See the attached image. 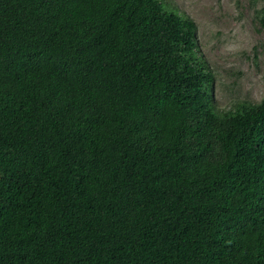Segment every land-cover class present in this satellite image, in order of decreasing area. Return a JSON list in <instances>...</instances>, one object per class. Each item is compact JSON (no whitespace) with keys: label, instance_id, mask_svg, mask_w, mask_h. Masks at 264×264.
<instances>
[{"label":"trees","instance_id":"trees-1","mask_svg":"<svg viewBox=\"0 0 264 264\" xmlns=\"http://www.w3.org/2000/svg\"><path fill=\"white\" fill-rule=\"evenodd\" d=\"M196 31L0 0V264H264V94L218 108Z\"/></svg>","mask_w":264,"mask_h":264},{"label":"rangeland","instance_id":"rangeland-1","mask_svg":"<svg viewBox=\"0 0 264 264\" xmlns=\"http://www.w3.org/2000/svg\"><path fill=\"white\" fill-rule=\"evenodd\" d=\"M196 23L198 53L214 75L218 108L264 94V0H163Z\"/></svg>","mask_w":264,"mask_h":264}]
</instances>
